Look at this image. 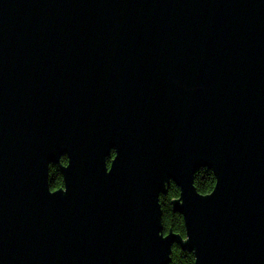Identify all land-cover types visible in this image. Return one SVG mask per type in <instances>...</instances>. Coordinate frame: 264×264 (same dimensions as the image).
Wrapping results in <instances>:
<instances>
[{
  "label": "water",
  "instance_id": "obj_1",
  "mask_svg": "<svg viewBox=\"0 0 264 264\" xmlns=\"http://www.w3.org/2000/svg\"><path fill=\"white\" fill-rule=\"evenodd\" d=\"M171 181L185 239L163 235ZM174 243L264 264V0H0V264H168Z\"/></svg>",
  "mask_w": 264,
  "mask_h": 264
},
{
  "label": "trees",
  "instance_id": "obj_2",
  "mask_svg": "<svg viewBox=\"0 0 264 264\" xmlns=\"http://www.w3.org/2000/svg\"><path fill=\"white\" fill-rule=\"evenodd\" d=\"M114 156V151L111 152V155L108 158L110 162L111 158ZM67 163L65 156L61 157V161L57 164L52 163L49 166V179L50 189L56 190L63 188V176L59 170V165H64ZM194 186L197 188L200 194H208L213 191V187L216 181V176H214L212 170L207 169V167H202L194 175ZM166 194H161L159 201L161 204V213L162 219L161 224H163V232L168 233L170 228L171 230L183 237L185 235V225L183 223V217L178 212H173L172 208V199H177L180 196V189L178 186L171 181L168 188H166ZM171 261L168 264H194L195 258L192 252H189L187 248L181 247L178 243L172 245V250L170 253Z\"/></svg>",
  "mask_w": 264,
  "mask_h": 264
},
{
  "label": "rangeland",
  "instance_id": "obj_3",
  "mask_svg": "<svg viewBox=\"0 0 264 264\" xmlns=\"http://www.w3.org/2000/svg\"><path fill=\"white\" fill-rule=\"evenodd\" d=\"M174 233V232H173ZM167 233L163 232V235H166Z\"/></svg>",
  "mask_w": 264,
  "mask_h": 264
}]
</instances>
